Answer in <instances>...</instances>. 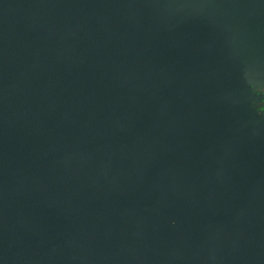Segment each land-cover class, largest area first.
Returning <instances> with one entry per match:
<instances>
[{"label":"water","instance_id":"1","mask_svg":"<svg viewBox=\"0 0 264 264\" xmlns=\"http://www.w3.org/2000/svg\"><path fill=\"white\" fill-rule=\"evenodd\" d=\"M264 0H0V264H264Z\"/></svg>","mask_w":264,"mask_h":264},{"label":"flooded vegetation","instance_id":"2","mask_svg":"<svg viewBox=\"0 0 264 264\" xmlns=\"http://www.w3.org/2000/svg\"><path fill=\"white\" fill-rule=\"evenodd\" d=\"M263 108H264V106H263Z\"/></svg>","mask_w":264,"mask_h":264}]
</instances>
